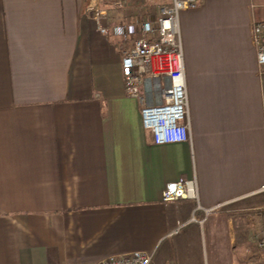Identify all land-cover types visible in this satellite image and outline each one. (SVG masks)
Segmentation results:
<instances>
[{"label":"crops","instance_id":"0c3cea01","mask_svg":"<svg viewBox=\"0 0 264 264\" xmlns=\"http://www.w3.org/2000/svg\"><path fill=\"white\" fill-rule=\"evenodd\" d=\"M116 1L0 0V264L134 251L152 264H264V76L251 39L264 0L179 12L190 139L161 146L125 92L130 43L100 34L88 7L102 26L145 17L144 4ZM192 178L201 209L163 201L167 183Z\"/></svg>","mask_w":264,"mask_h":264},{"label":"built area","instance_id":"2783aa9c","mask_svg":"<svg viewBox=\"0 0 264 264\" xmlns=\"http://www.w3.org/2000/svg\"><path fill=\"white\" fill-rule=\"evenodd\" d=\"M197 5L198 0H172L170 5L159 6L153 18L138 14L129 22L110 27L100 24L106 17L104 11L91 4L88 6L93 10L100 34L107 36L111 33L130 43L120 49L125 92L138 102L142 128L150 133L157 146L190 139L178 15L180 11L195 9ZM251 39L258 74L264 76V17L253 21ZM256 193H264V184ZM162 198L165 202L191 200L196 203V209H201L195 178L167 183ZM214 209L204 210L205 217L199 223L202 224ZM189 222L179 224L175 232ZM93 264H152V255L134 251Z\"/></svg>","mask_w":264,"mask_h":264},{"label":"rangeland","instance_id":"374dc122","mask_svg":"<svg viewBox=\"0 0 264 264\" xmlns=\"http://www.w3.org/2000/svg\"><path fill=\"white\" fill-rule=\"evenodd\" d=\"M105 5L112 7V9L119 8L120 2L116 0H103ZM124 1V0H123ZM139 1V2H138ZM139 5L144 4L143 9H145V17L153 18L157 8L165 4L164 0H132Z\"/></svg>","mask_w":264,"mask_h":264}]
</instances>
